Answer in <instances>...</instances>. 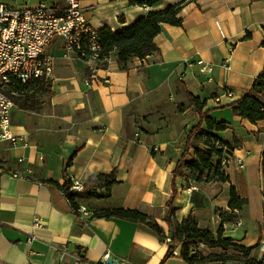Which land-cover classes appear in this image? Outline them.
I'll use <instances>...</instances> for the list:
<instances>
[{
    "label": "crops",
    "instance_id": "obj_1",
    "mask_svg": "<svg viewBox=\"0 0 264 264\" xmlns=\"http://www.w3.org/2000/svg\"><path fill=\"white\" fill-rule=\"evenodd\" d=\"M178 1L164 0L153 7L132 5L128 0H80L79 5L92 28L98 31L107 26L117 31L149 10ZM0 2L23 8L51 0ZM177 16L179 25L160 24L154 37L159 50L143 59L132 58L125 68L117 62L116 50L104 65L65 56L63 38L54 37L47 49L52 72L46 95L32 108L16 101L11 108L12 130L27 144L0 142V264H82L76 260L80 255L90 264H102L108 257L116 264H191L169 255L170 245L164 239L169 236L167 226H162L165 232L160 235L141 221L92 216L124 208L164 219L173 179L179 222L194 202L204 201L196 190L193 198L197 201L177 206L189 194L185 173L173 177L187 134L201 119L192 105L181 108L176 118L161 117L150 130L133 127L127 119L128 108L139 99L174 83L204 102L203 114L217 123L226 122L224 130L212 133L227 144L230 154L244 160L242 168L234 162L225 167L229 177L222 201L225 209H229L228 187L233 186L246 203L236 213L237 224H224L223 235L244 246L264 241V203L258 213L250 207L253 182L259 181L257 194L264 200V120L251 123L230 108L264 68V0H186ZM204 64L212 67L211 81L207 80L210 74L201 70ZM225 87L232 96L216 103L214 98ZM201 127L206 128L204 122ZM113 170L115 182L108 190L99 185L98 197L77 201L86 207L87 216L75 213L64 192L51 183L62 185L67 176L83 186L89 178ZM207 199L210 204L211 198ZM263 251L259 246L252 255L260 259ZM200 252L219 253L207 246Z\"/></svg>",
    "mask_w": 264,
    "mask_h": 264
},
{
    "label": "trees",
    "instance_id": "obj_2",
    "mask_svg": "<svg viewBox=\"0 0 264 264\" xmlns=\"http://www.w3.org/2000/svg\"><path fill=\"white\" fill-rule=\"evenodd\" d=\"M162 1L164 0H128L129 4L140 6L146 5L149 7L156 6ZM185 1L186 0H180L176 3L167 4L161 9L149 10L146 14L137 17L129 26L117 31H113L109 27L103 26L97 31L98 42L100 44V56L109 57L110 53L113 50H116L117 62L122 68H125L132 58L137 57L143 59L148 55L157 52L159 48L154 42V37L160 31V24L167 23L171 25H179L180 19L177 14ZM105 63L106 62H103L102 64L104 65ZM27 88L31 89V92L25 96L19 95L15 97V101H21L20 105L22 107L32 108L34 106L33 96L37 92L49 90L48 80H45L44 78L37 79ZM186 96L190 105H192L201 116V119L200 122L193 126L187 134L186 144L182 156L173 171V177L181 175V169L184 168L191 175L195 172H214L217 179L225 180L228 178V175L224 172L221 160L229 149H227V144L224 141L219 140L212 131L224 130L226 128V122L222 121L217 123L213 121L206 114L202 113L204 102L190 92H186ZM230 108L234 115L247 119L251 123L264 120V68L254 79L249 91H247L239 100L232 102ZM202 122L205 123V129L201 127ZM127 127L128 124L125 125V129ZM211 139L219 141L222 147L215 146ZM190 150L193 151L192 155L189 152ZM214 158H217V160L215 161ZM261 170L264 178V156L262 158ZM115 173L116 171L113 170L108 174H99L89 178L84 183L83 190L81 191L72 188V181L67 176H65V181L62 185H59L56 181H51V183L56 184L64 192L65 196L71 203L73 210L77 213V201L82 198L98 197L99 195L96 192V187L99 185H102L108 190L115 182ZM198 178H200L199 174L196 175V179ZM175 197L176 185L173 179L172 193L166 203L168 210L164 219L170 227V249L180 244L181 257L184 260L191 264H199L206 261L229 260L243 264H264V251L260 259L252 255L253 249L259 247L260 242L252 246H244L235 243L231 237L223 235V225L225 223L237 224L239 218L236 213L246 203L245 199L238 196L233 186L229 188V209L220 212V223L216 234L208 229L198 227L196 221L193 220L190 214L180 222L174 220L173 218L176 211L174 205ZM92 216H119L141 221L156 230L160 235H164L157 224H150L147 215L135 209H106L93 213ZM198 242L205 244L207 247H219L224 251L228 249H231L232 251L226 254L219 252L204 255L200 251L191 254L190 248Z\"/></svg>",
    "mask_w": 264,
    "mask_h": 264
},
{
    "label": "built area",
    "instance_id": "obj_3",
    "mask_svg": "<svg viewBox=\"0 0 264 264\" xmlns=\"http://www.w3.org/2000/svg\"><path fill=\"white\" fill-rule=\"evenodd\" d=\"M63 1L66 3L64 6L41 2L37 7L23 8H12L0 2V142L8 141L13 146L27 144L23 136L15 135L12 130L11 108L15 104V98H10L6 83L19 87L20 96H25L31 92L27 87L35 80H48L52 72V58L47 54V49L54 37L63 38L65 56L75 55L87 62L94 61L97 65L108 60V57L101 56L85 57L86 47H100L98 32L85 22L79 5L80 0ZM227 63L228 59L225 58L223 65L227 66ZM90 69L93 72L94 67ZM201 70L210 74L207 80L211 81L212 67L204 64ZM224 96H232L228 87H225L223 93L216 96L214 101L220 103ZM211 141L215 146L222 147L219 141ZM23 160L24 158H19V161ZM230 162H234L238 168L244 166L242 157L226 152L221 160L222 167H227ZM13 176L22 177L18 173H13ZM72 188L83 190L82 184L75 180H72ZM194 188L189 186L187 193L190 194ZM77 212L82 216L88 215L83 205H78ZM164 239L171 244L169 236ZM27 240L30 241L31 238ZM203 247L205 244L198 242L190 248V253L195 254ZM260 248L264 250V241L261 242ZM169 255L181 256L180 244L171 248ZM76 260L82 264H90L81 255L76 256ZM102 264L107 263L104 261Z\"/></svg>",
    "mask_w": 264,
    "mask_h": 264
},
{
    "label": "rangeland",
    "instance_id": "obj_4",
    "mask_svg": "<svg viewBox=\"0 0 264 264\" xmlns=\"http://www.w3.org/2000/svg\"><path fill=\"white\" fill-rule=\"evenodd\" d=\"M61 1L51 0L50 3L54 5L57 4V6H59V4H61L60 6H64L66 3L63 1L64 4H62ZM44 95H46V91L37 92L33 96L34 103L36 101L38 102V98L40 99ZM15 97L17 96H13V98ZM16 104H21V101L16 100ZM186 106H190V103L186 96L185 88L180 83H174L166 89L163 88L153 94L147 95L145 98L139 99V101L134 103L133 106H130L128 108L127 119L133 127H137L139 129L142 128L144 130H150L152 126L159 124V121L156 120H159L161 117L165 116L176 118L178 116L177 114H179L178 111H180L181 108H184ZM191 110L197 112L193 106H191ZM196 122H198V119L196 120ZM204 128L205 127H203V129ZM214 160L216 161L217 158H214ZM223 169L226 173L225 167H223ZM181 171L186 175V177L184 178L186 184L185 188L187 189L189 186H194L195 188L189 195H187V198L182 197V201L178 203L177 206H182L187 202H192V200L197 201L195 198H193V194L196 190L199 191V199H204V201H201L200 203L194 202L193 206L191 207V210L187 209L188 211H186L185 215H183L182 220L190 214L193 220L196 221L198 227L208 229L212 232H215L216 234L220 223V212L226 211L225 204L222 201L224 197L223 195L226 193L227 190V187H225V183L229 182V177L223 180L217 179L214 175V172H195L191 175L187 170L183 168L181 169ZM197 174L200 175V178L198 179H196ZM229 188L230 187H228V189ZM260 189L261 186L259 181L253 182V185L250 189V207L251 209L256 210V213L259 212L260 207L262 209L261 205L262 203H264V200H262L263 198H261V195L257 194ZM208 197L211 198L210 204L207 199ZM213 198H216L214 200L216 204L213 201ZM262 213L263 211L261 212V214ZM155 216H157V214H155ZM155 216L153 214H150V216H148L150 224H157L163 233L165 232V229H163L162 226H167L164 228H166V231L169 234L170 227L168 226V224L164 221V219H156ZM173 219L178 221L176 214H174ZM258 221L259 220H256L255 223H258ZM215 249L218 252H222L225 254L230 253L232 251L231 249L224 251L219 247Z\"/></svg>",
    "mask_w": 264,
    "mask_h": 264
},
{
    "label": "bare ground",
    "instance_id": "obj_5",
    "mask_svg": "<svg viewBox=\"0 0 264 264\" xmlns=\"http://www.w3.org/2000/svg\"><path fill=\"white\" fill-rule=\"evenodd\" d=\"M99 50L100 47H86L85 57L100 56ZM6 90L9 92L10 98L20 95L19 87L15 86L13 83H6Z\"/></svg>",
    "mask_w": 264,
    "mask_h": 264
},
{
    "label": "water",
    "instance_id": "obj_6",
    "mask_svg": "<svg viewBox=\"0 0 264 264\" xmlns=\"http://www.w3.org/2000/svg\"><path fill=\"white\" fill-rule=\"evenodd\" d=\"M105 263H107V264H116V261L113 260V258L108 257L107 260L105 261Z\"/></svg>",
    "mask_w": 264,
    "mask_h": 264
}]
</instances>
